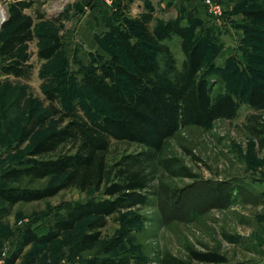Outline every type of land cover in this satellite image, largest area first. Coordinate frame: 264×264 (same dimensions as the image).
Masks as SVG:
<instances>
[{"label": "rangeland", "instance_id": "374dc122", "mask_svg": "<svg viewBox=\"0 0 264 264\" xmlns=\"http://www.w3.org/2000/svg\"><path fill=\"white\" fill-rule=\"evenodd\" d=\"M11 1L1 6L6 10ZM35 1L45 15L35 25L40 35L5 59L28 58L33 65L29 77L0 76V171L23 160L33 144L55 128L56 118L45 90L57 93L60 107L79 103L95 115L110 108L82 83L79 68L90 66L96 58L110 59L116 50L109 33L121 14L114 1ZM190 1L137 0L130 13L138 15L150 3L156 11L154 25L181 19L188 26ZM222 2L225 14L221 20L202 9L201 16L195 18L198 21L189 28L193 38L204 39L208 46L206 69L214 94L230 92L239 99L237 117L217 119L209 128L182 127L159 152L135 142L114 140L109 150L108 180L115 179L119 167L142 170L152 180L151 203L112 215L94 244L82 243L90 221L86 218L51 243L28 245L16 264H84L94 257L113 264H162L166 253L185 258L189 247L216 250L226 255L230 264H264V146L252 132L264 121V109H253L245 101L253 70L263 68L264 26L246 23L242 13L243 9L263 6L264 1ZM200 5L205 7L202 2ZM26 11L36 15L34 7ZM6 33L0 26V38ZM55 35L63 48L53 58L40 60L39 48ZM170 46L181 65L184 54L180 39L174 37ZM168 159L172 160L169 170L163 164ZM48 182L24 177L0 179V186L36 188ZM100 194L71 187L53 197L13 206L0 200V214H6L0 219V259L5 256L6 262L19 247L20 234L27 226L44 232L69 206Z\"/></svg>", "mask_w": 264, "mask_h": 264}, {"label": "trees", "instance_id": "16d2710c", "mask_svg": "<svg viewBox=\"0 0 264 264\" xmlns=\"http://www.w3.org/2000/svg\"><path fill=\"white\" fill-rule=\"evenodd\" d=\"M113 1L121 14L109 33L116 50L110 52V59L96 58L90 66L82 64L79 68L82 83L96 97L109 103L110 108L95 115L79 103L60 107L56 104L57 93L45 90L50 112L56 118L55 128L39 138L23 160L0 171V179L6 181L24 177L50 180L36 188L0 186V200L9 206L53 197L71 187L101 194L69 206L44 232L27 226L20 234L19 247L7 257L5 264H16L28 245L51 243L86 218L90 221L82 243L94 244L112 215L151 203L152 180L142 170L119 167L115 179L108 180L109 150L114 140L135 142L159 152L166 140L182 127L209 128L217 119H233L239 113L240 101L234 94H214L206 69L208 46L204 39L193 38L190 33L189 27L200 17L196 7L190 8L191 14L187 15L188 26L181 19L154 25L156 11L150 3L138 15H132L130 8L137 0ZM33 7L35 16L26 11ZM8 13L1 25V30L7 33L0 38V73L27 79L33 67L28 58L13 62L5 59L40 35L35 25L45 15L35 0H12ZM242 13L246 23L264 26V5L243 9ZM174 37L180 39L184 54L181 65L170 46ZM62 48L61 39L55 35L51 42L39 48L37 56L40 60H49ZM253 72L245 101L253 109L263 110L264 62L262 69L256 68ZM252 132L264 146V121ZM171 163L170 159L163 161L168 170ZM5 215L0 214V219ZM113 263L95 257L84 262ZM161 263L230 264L228 257L216 250L193 247H189L185 258L166 253Z\"/></svg>", "mask_w": 264, "mask_h": 264}, {"label": "built area", "instance_id": "2783aa9c", "mask_svg": "<svg viewBox=\"0 0 264 264\" xmlns=\"http://www.w3.org/2000/svg\"><path fill=\"white\" fill-rule=\"evenodd\" d=\"M195 1V0H194ZM201 1L202 4L205 6L206 11L214 17H217L218 19H222L224 16V6L221 0H196ZM0 5V14L2 16L0 26L1 24L7 19L8 12L7 9ZM7 13V14H6ZM0 264H5V256L0 259Z\"/></svg>", "mask_w": 264, "mask_h": 264}, {"label": "crops", "instance_id": "0c3cea01", "mask_svg": "<svg viewBox=\"0 0 264 264\" xmlns=\"http://www.w3.org/2000/svg\"><path fill=\"white\" fill-rule=\"evenodd\" d=\"M7 0H0V5H2V4H6L5 2H6ZM200 1H197V4L194 2V1H190V8L191 9H193L194 7H196V12H198L199 13V15L201 16V14H202V9H204V8H201V5H200ZM204 7V6H203ZM8 8V7H7ZM195 10V9H194ZM198 10V11H197ZM7 11H8V9H7ZM186 25V24H185ZM0 61H2V58L0 57ZM0 76L1 77H11V76H13V75H4V74H2V73H0ZM13 77H15V76H13ZM15 78H17V77H15Z\"/></svg>", "mask_w": 264, "mask_h": 264}, {"label": "water", "instance_id": "95a60500", "mask_svg": "<svg viewBox=\"0 0 264 264\" xmlns=\"http://www.w3.org/2000/svg\"><path fill=\"white\" fill-rule=\"evenodd\" d=\"M77 7L79 8V9H82L83 8V5L81 4V3H77Z\"/></svg>", "mask_w": 264, "mask_h": 264}, {"label": "bare ground", "instance_id": "6f19581e", "mask_svg": "<svg viewBox=\"0 0 264 264\" xmlns=\"http://www.w3.org/2000/svg\"><path fill=\"white\" fill-rule=\"evenodd\" d=\"M1 19H2V16H1V14H0V22H1Z\"/></svg>", "mask_w": 264, "mask_h": 264}]
</instances>
